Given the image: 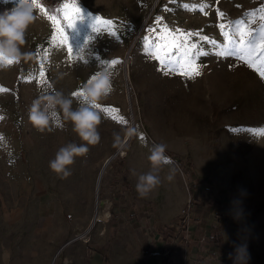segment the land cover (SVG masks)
<instances>
[{"label":"rangeland","instance_id":"1","mask_svg":"<svg viewBox=\"0 0 264 264\" xmlns=\"http://www.w3.org/2000/svg\"><path fill=\"white\" fill-rule=\"evenodd\" d=\"M71 2L82 9L83 18L66 28L73 51L70 56L61 43L60 26L66 21L58 10ZM15 3L0 0V13ZM38 3L47 14L36 7V19L26 32L22 51L31 56L0 69V264H113L110 249L120 240L131 238L140 246L139 238L144 237L148 242L155 236V225L148 222V208L141 212L134 208L137 201L142 203L134 197V189L138 175L151 168L149 148L158 143L167 146L165 154L170 158L158 173L160 194L175 203L179 190L188 187L194 204L192 223L208 204L222 206L220 217L225 219L221 225L229 231L238 229L247 253L249 241L256 243L254 261L264 264V78L238 56L218 55L216 46L225 43L220 23L248 22L252 19L248 13L253 11L257 12L253 36L258 37V10L264 0ZM193 6L195 10H189ZM50 15L57 18L56 23ZM95 16L114 21L116 35L104 26L93 33ZM165 26L184 35L173 37ZM234 29V23L226 28L238 41ZM146 36L153 46L157 42H183L184 48L198 45L192 51L207 53L197 60L201 74L190 79L178 70H162L153 48L145 46ZM88 37L92 39L85 46ZM179 55L175 52L172 67H177ZM112 60L120 63L109 66ZM41 65L44 78L40 77ZM103 70L113 73V91L96 109L101 116L100 140L88 146L87 154L75 157L68 166L71 174L64 177L49 168V161L60 147L84 142L70 122L62 121L63 127L53 125L52 131L37 130L29 121L30 105L49 86L65 95L79 92ZM41 79L46 82H38ZM103 107L118 111L105 113ZM132 124L137 134L123 154L120 148ZM112 156L97 190L99 175ZM212 207L205 213L208 224L214 218L213 211L208 212ZM96 212L104 221L89 230ZM200 243L203 249L206 242Z\"/></svg>","mask_w":264,"mask_h":264},{"label":"clouds","instance_id":"2","mask_svg":"<svg viewBox=\"0 0 264 264\" xmlns=\"http://www.w3.org/2000/svg\"><path fill=\"white\" fill-rule=\"evenodd\" d=\"M36 6L32 0H16L13 8L0 13V69L7 68L11 62L28 59L31 53L22 51L26 43V32L36 19ZM113 91V73L103 70L85 82L80 89V95L73 93L65 95L52 86L44 89L32 101L28 117L31 124L40 132L52 131L53 125L63 127V122H70L72 129L84 142H70L60 147L55 157L49 161V168L64 177L70 175L68 166L74 163L77 156L88 153L89 145H95L100 140L98 126L101 123L100 113L96 105L105 100ZM74 100L77 104L73 108ZM137 134L136 129H129L128 136ZM117 140L119 137L117 136ZM167 146L163 143L153 144L149 148L148 160L151 168L139 174L135 185L137 193L146 197L160 183L159 170L162 165L169 163L170 158L165 154ZM135 175V172H133ZM169 180L172 176L167 177ZM233 264H246L247 246L238 245L234 253L229 254Z\"/></svg>","mask_w":264,"mask_h":264},{"label":"crops","instance_id":"3","mask_svg":"<svg viewBox=\"0 0 264 264\" xmlns=\"http://www.w3.org/2000/svg\"><path fill=\"white\" fill-rule=\"evenodd\" d=\"M178 179L180 180V178ZM158 186L146 197H140L136 189H134V197L138 200L139 198L142 199V203L137 201L134 208L138 212H141L144 207L148 208V222L152 226L155 225V236L148 238V242H146L144 237H140V246L131 238L120 240V242L110 249L113 250L110 253L112 263L163 264V259L169 258L173 261V264H231L233 260L230 259L229 254L234 253L235 248L230 250V247L237 246L238 244L242 245L245 242L237 228L234 231H229L228 228H224V225H221L225 218L224 216L222 218L220 216L216 217L218 212L217 207L219 205L212 203L213 207L212 204L206 206L207 209L213 208L208 210V212L213 211L212 216H214L209 224L207 223L206 209L199 218H196L198 221L190 223L182 239H176L174 230L173 237H169L168 235H164V227L178 219L189 200L192 199V193L188 187H185L184 189L186 190H179L181 195L178 196L177 202L171 203L168 197H163L160 194ZM196 203L198 204V202ZM214 232L220 235L221 238V243L219 245L217 244V246L215 242L210 240ZM228 237L236 239L239 243L236 241L231 242V238L228 239ZM202 241L206 242L203 249H201L202 244L200 243ZM221 246L224 247L222 248ZM225 246H227V249H225ZM259 252L261 253V251ZM257 253L256 243L249 241L247 253L248 264H256L254 258L258 256ZM140 260H143L142 263Z\"/></svg>","mask_w":264,"mask_h":264},{"label":"snow or ice","instance_id":"4","mask_svg":"<svg viewBox=\"0 0 264 264\" xmlns=\"http://www.w3.org/2000/svg\"><path fill=\"white\" fill-rule=\"evenodd\" d=\"M34 5L36 7H39L41 11L45 12L47 14V11L43 8L42 5L38 3V0H32ZM186 9L189 8L188 5H184ZM71 9L72 11L69 12L68 10ZM189 10H195V6H193L192 9ZM200 11H204V7H200ZM58 11H61L64 13L63 19L66 21V24H63L60 26V31L63 34L61 43L66 45L68 48V53L71 56L72 54V48L69 44V37L66 33V28H72L75 26V22L78 19H82V9L74 2L64 4L62 9H59ZM259 36L254 37L253 33L256 31L255 27L253 25L257 24V12L253 11L248 13L252 19H250L248 22H245L244 20H237L235 22H229L228 25L225 23H220L218 27L221 30L222 36L225 38V43L223 45H216V41H211L213 45H216L220 48V50L217 52L218 55L221 56H238V58L246 63L249 67L256 70L259 75L264 78V7H261L259 10ZM218 16L220 18L224 17V13L219 12L218 10ZM50 20H53L54 23L57 22V18L54 16H48ZM114 21L111 20H103L101 17L95 16L93 18V22L91 24V29L93 33H99L101 31V26H104L109 29L111 35H116L115 31L112 30V26L114 25ZM157 23H159V18L157 19ZM234 23L235 24V33L236 36L239 37V40H235L233 36L231 35L230 31H227L226 28H229L230 25ZM165 30L168 31L169 35H172L173 37L176 36V34L184 35L181 30L177 29L175 32H172L171 30H167L165 26ZM150 32H155V29H150ZM189 36L193 35L192 33L187 34ZM195 35H199V33H196ZM92 39V37H88L85 41V46L88 43V40ZM145 46L146 47H152L153 48V56L156 60H158L162 66V70L165 71H179L181 75H184L188 78H195L196 76H199L201 74L200 69L201 65L197 63V60L199 56L207 55L205 51L197 50L192 51L198 48V45L191 44L189 47L184 48V43H173L172 45H169L167 43H160L157 42L153 46V42L149 37H145ZM203 40H208V37H202ZM53 40H55V37H53ZM181 48H184V51H181ZM83 49H81V52ZM175 52H180V55L176 57L175 63L177 64V67H172L173 63V56L175 55ZM45 57H47V53H45ZM80 59H83L81 56ZM9 63H12L9 61ZM102 63H105L102 61ZM119 60H112L109 62V66H114L119 64ZM40 77L44 78L45 73L43 71V65H41V71H40ZM40 83L46 82L44 79H41L38 81ZM74 95H80V92L73 93ZM97 108H101V105H96ZM102 111L105 113H115L118 111V109L113 107H103ZM113 119L117 120H123L122 117L113 116Z\"/></svg>","mask_w":264,"mask_h":264},{"label":"built area","instance_id":"5","mask_svg":"<svg viewBox=\"0 0 264 264\" xmlns=\"http://www.w3.org/2000/svg\"><path fill=\"white\" fill-rule=\"evenodd\" d=\"M193 203L189 200L186 208L183 210V212L178 217L176 223L171 225V228L176 233V239H182L184 237V233L188 230L191 220V212L193 208Z\"/></svg>","mask_w":264,"mask_h":264},{"label":"trees","instance_id":"6","mask_svg":"<svg viewBox=\"0 0 264 264\" xmlns=\"http://www.w3.org/2000/svg\"><path fill=\"white\" fill-rule=\"evenodd\" d=\"M217 217L221 216V213L223 211V207L222 206H218L217 207ZM177 219L174 220L171 224H174L176 223ZM194 221H198L197 219L194 220ZM171 224L167 225L164 227V235H168L169 237H173V229L171 228ZM213 242L216 243V246L217 244L219 245L221 243V238H220V235H218L216 232H214L211 236V239ZM236 246H233L230 248V250L234 249ZM143 260H140V262L142 263ZM163 264H173V261L169 258H164L163 259Z\"/></svg>","mask_w":264,"mask_h":264},{"label":"water","instance_id":"7","mask_svg":"<svg viewBox=\"0 0 264 264\" xmlns=\"http://www.w3.org/2000/svg\"><path fill=\"white\" fill-rule=\"evenodd\" d=\"M127 55H128V53H127ZM124 75H125V78H126V69H124ZM127 87H128V85H127V82H126V88H127ZM127 96H128V98H129V94H127ZM132 125H133V124H132ZM128 140H129V137H128L126 140H124V142H123V144H122L120 150H121L122 148H124V147L127 146ZM114 157H115V156H112V157H110V158H108V159L106 160V162H105V164H104V166H103V169H102V171H101V173H100V175H99L98 181H97V190H98V186H99V183H100V179H101L102 173L104 172V169L107 167V165L110 163V161H111ZM71 242H72V241H70L69 243H71ZM69 243H67L66 245H64V246L62 247V249H63L65 246H67Z\"/></svg>","mask_w":264,"mask_h":264},{"label":"bare ground","instance_id":"8","mask_svg":"<svg viewBox=\"0 0 264 264\" xmlns=\"http://www.w3.org/2000/svg\"><path fill=\"white\" fill-rule=\"evenodd\" d=\"M154 11V7H153V9L151 10V12H153ZM149 18V17H148ZM145 22V21H144ZM145 24V23H144ZM141 29V28H140ZM127 66V65H126ZM129 66V65H128ZM129 73V72H128ZM127 78V77H126ZM135 126L134 125H132L129 129H135L134 128ZM128 129V130H129ZM129 137V140H128V143L130 142V140L132 139V137H133V135L132 136H128L127 134H126V137H125V140L127 139ZM127 143V144H128ZM124 148H122L121 149V151H122V153L124 154ZM102 221H104V216L102 215V214H100V213H98V212H96V216H95V218H94V220H93V222H92V224H91V226H90V228H89V230L92 228V227H94V223L95 222H102ZM87 233V232H86ZM85 233V234H86ZM84 234V235H85ZM84 235H82V236H84Z\"/></svg>","mask_w":264,"mask_h":264}]
</instances>
